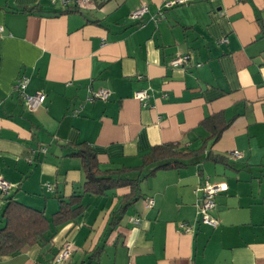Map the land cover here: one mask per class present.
<instances>
[{
  "label": "crops",
  "instance_id": "1",
  "mask_svg": "<svg viewBox=\"0 0 264 264\" xmlns=\"http://www.w3.org/2000/svg\"><path fill=\"white\" fill-rule=\"evenodd\" d=\"M164 1L0 0V176L10 184L0 191V225L7 198L51 218L59 197L81 190L80 158L68 155L76 143L89 144L102 168L136 166L153 145L197 149L209 114L230 120L206 149L225 161L160 170L162 184H151L140 206L139 189L115 225L110 214L130 188L85 194L84 212L49 244L26 245L0 264H51L66 242L73 249L61 264H264V0H192L154 21ZM142 4L147 14L130 18ZM183 54L186 64L170 65ZM21 75L26 93L46 95L36 110L15 89ZM99 89L108 97L90 98ZM140 89L147 106L134 97ZM233 150L242 156L231 158ZM204 177L226 185L215 197L216 227L197 214Z\"/></svg>",
  "mask_w": 264,
  "mask_h": 264
},
{
  "label": "trees",
  "instance_id": "2",
  "mask_svg": "<svg viewBox=\"0 0 264 264\" xmlns=\"http://www.w3.org/2000/svg\"><path fill=\"white\" fill-rule=\"evenodd\" d=\"M35 9L36 7L22 8V12H31ZM261 32L264 35V27ZM229 123L230 120H226L223 112L209 114L200 121L209 134L197 149L182 150L177 142L153 145L141 156V163L136 166L102 168L97 153L89 144L84 141L74 144L68 155L80 158L84 173L81 190L59 197L58 209L52 213L51 218H48L43 210L25 205L12 197L7 198L1 213L0 256L15 254L24 246L34 243L43 246L49 244L58 226L76 219L84 212L85 204L82 198L85 194L106 195L108 191L128 186L130 192L125 198L127 201L118 204L108 219L109 225L117 224L126 206L140 196V181L153 176L156 170L185 167L189 163H195L199 157L214 162L225 161L220 154H214L206 149L220 138ZM98 250L99 248L95 249L96 252Z\"/></svg>",
  "mask_w": 264,
  "mask_h": 264
},
{
  "label": "built area",
  "instance_id": "3",
  "mask_svg": "<svg viewBox=\"0 0 264 264\" xmlns=\"http://www.w3.org/2000/svg\"><path fill=\"white\" fill-rule=\"evenodd\" d=\"M77 2L83 0H76ZM192 0H165L162 6H160L157 12V15L152 16L154 21H159L165 17V11L178 4H186ZM148 12V6L146 4H142L136 9H134L130 13V18L135 21L141 20ZM3 31V26L0 25V34ZM222 41H226V38H223ZM190 59L189 54H183L179 56H175L171 58L170 65L171 66H182L186 64ZM199 65V63H198ZM28 77L26 75H21L17 78L15 89L18 91L19 95L22 97V100L25 102L26 106L30 110L38 109L42 103L45 101L46 95L42 92H36L35 94H28L25 92V89L28 84ZM108 91L105 89H99L95 92H92V96L90 98H102L106 99L108 97ZM134 97L139 100L142 106L148 105V99L150 94L147 89H140L134 92ZM242 156L241 152L238 150H233L230 152L231 158H240ZM10 187L9 182L0 176V191L3 193H7ZM226 189V185L223 182H213L208 177H204L203 181L198 187V190L201 191V196L198 203L197 214L199 217V221L209 225L211 227H216L218 225V219L213 215V210L215 208V196ZM154 200L152 198L146 199V205L148 207L152 206ZM132 221L135 223L139 222L138 217H132ZM180 229L186 232H193L194 225L189 222L182 221L179 223ZM72 244L70 242H66L60 248V250L55 254L52 259L51 264H61L67 261L72 252Z\"/></svg>",
  "mask_w": 264,
  "mask_h": 264
},
{
  "label": "rangeland",
  "instance_id": "4",
  "mask_svg": "<svg viewBox=\"0 0 264 264\" xmlns=\"http://www.w3.org/2000/svg\"><path fill=\"white\" fill-rule=\"evenodd\" d=\"M205 162V160L203 161V163ZM210 162H208L207 161V164H209ZM164 169H166V168H160V169H158V170H156V172H155V175H156V173L157 172H159L160 170H164ZM171 169H176V168H169V169H167V170H171ZM202 169L205 171L204 173H209L210 174V172H208L209 170L204 166H202ZM182 171H189V172H191V171H196V166L194 165V164H192V163H189L186 167H185V169H182ZM211 174H213V173H211ZM154 175V176H155ZM154 176H150V177H148V178H143L141 181H140V183H139V187H140V192H141V197L135 202V203H137L139 206L143 203V196H144V194L145 193H147L149 190V187H150V185L151 184H154L155 186H157L158 184L160 185V184H162V177H163V174L161 173V172H159V173H157V176H158V178L156 179V180H154ZM165 180V179H164ZM216 197V196H215ZM217 198V197H216ZM215 198V199H216ZM132 211V207L130 206L129 207V210H128V212H127V215L129 214V212H131Z\"/></svg>",
  "mask_w": 264,
  "mask_h": 264
}]
</instances>
